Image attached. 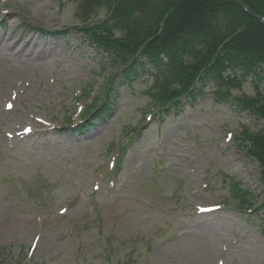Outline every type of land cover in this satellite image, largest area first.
Instances as JSON below:
<instances>
[{
    "label": "rangeland",
    "instance_id": "374dc122",
    "mask_svg": "<svg viewBox=\"0 0 264 264\" xmlns=\"http://www.w3.org/2000/svg\"><path fill=\"white\" fill-rule=\"evenodd\" d=\"M77 7L0 0L2 43L10 19L14 37L37 31L38 44L62 54L17 74L23 89L6 108L1 102L0 264H264L260 170L237 141L264 128L237 105L254 100L255 85L264 97L263 73L239 72V89L211 82L179 110H157L150 65L127 83L123 66L77 31ZM105 19V11L93 18ZM217 91L227 95L220 102ZM92 102L109 107L82 134ZM123 142L127 152L117 155ZM230 179L247 192L249 210ZM209 208L218 211L202 213Z\"/></svg>",
    "mask_w": 264,
    "mask_h": 264
},
{
    "label": "trees",
    "instance_id": "16d2710c",
    "mask_svg": "<svg viewBox=\"0 0 264 264\" xmlns=\"http://www.w3.org/2000/svg\"><path fill=\"white\" fill-rule=\"evenodd\" d=\"M75 1L76 17L83 23L77 30L123 66L127 83L138 77L142 61L152 67L147 94L157 110H178L181 100H196L211 82L239 89L242 83L236 77L223 79L227 71H241L243 78L264 77V22L260 21L264 0H239L246 11L234 0ZM100 11H105L106 19L93 20ZM112 84L113 80L107 86L108 95ZM255 90L254 100L244 103L239 98L237 105L264 121V97L257 85ZM216 95L217 101L227 96L218 91ZM104 108H108L105 102L92 105L85 110L84 121ZM237 141L257 163L264 189V128L257 133L243 131ZM120 150L124 153V146ZM232 186L241 207L250 209L247 192L238 185L235 188L234 182Z\"/></svg>",
    "mask_w": 264,
    "mask_h": 264
},
{
    "label": "bare ground",
    "instance_id": "6f19581e",
    "mask_svg": "<svg viewBox=\"0 0 264 264\" xmlns=\"http://www.w3.org/2000/svg\"><path fill=\"white\" fill-rule=\"evenodd\" d=\"M13 18L14 16L12 19ZM9 20L10 19H7L3 22L8 35L6 38H3V43L2 38L0 37V113H2L1 102H4L3 107L6 108L8 104L7 102H10V100L13 99L11 97V92L16 93L23 89L22 80L17 78V74H23L30 70L37 71L38 68L46 66L50 60L57 58L60 59L62 57V54L55 51L53 47L46 44H38L36 38V35H38L37 31L26 30L21 36H19V38L14 37V35L11 34L14 24H11V22L8 23ZM40 37L43 36L40 35ZM12 111L17 116V121L24 118L19 110L13 108ZM7 128L12 130L13 125L8 124ZM43 131L46 132L47 135L50 134L49 129ZM49 136L50 138L60 141L68 140V136L67 138L60 135ZM217 211H213L212 213L215 214Z\"/></svg>",
    "mask_w": 264,
    "mask_h": 264
},
{
    "label": "water",
    "instance_id": "95a60500",
    "mask_svg": "<svg viewBox=\"0 0 264 264\" xmlns=\"http://www.w3.org/2000/svg\"><path fill=\"white\" fill-rule=\"evenodd\" d=\"M242 9L245 10V6L239 1V0H234Z\"/></svg>",
    "mask_w": 264,
    "mask_h": 264
}]
</instances>
